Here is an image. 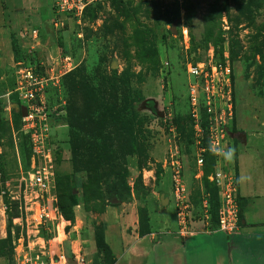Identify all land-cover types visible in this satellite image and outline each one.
I'll list each match as a JSON object with an SVG mask.
<instances>
[{
	"label": "rangeland",
	"instance_id": "rangeland-1",
	"mask_svg": "<svg viewBox=\"0 0 264 264\" xmlns=\"http://www.w3.org/2000/svg\"><path fill=\"white\" fill-rule=\"evenodd\" d=\"M55 1L5 0L2 10H18L30 4L42 14L50 12L54 18ZM237 2L248 10L242 5L245 13L241 14ZM59 21V28L52 25L40 33L42 48L38 50L27 48L29 41L17 38L18 33L24 36L28 32L26 24L14 25L13 38L9 40L13 50L9 48L0 57V95L15 90L21 67H33L51 79L47 95L53 112L63 107L69 115L68 109L75 102L84 114L93 101L71 87V77L81 75L78 68L87 67L91 85L109 78L114 81L117 72L119 80L121 76L129 78L130 89L140 96L135 105L145 120V135L151 132L147 136L148 150L124 155V142L116 140L117 159L106 161L109 167L102 174L103 181L111 185L116 182L111 166L116 173L126 168L130 190L117 204L111 196L88 203L82 192L86 173L78 172L80 168L73 163L69 126L57 120V130L51 137L55 179L68 178L69 193L78 196V205L73 221L65 219L64 223L62 218L59 224H48L42 218V209L48 213L49 207L30 186L31 173L44 162L33 155L18 111L14 106L8 109L4 99L0 100V264H14L17 259L44 253L64 255L67 263L76 264L72 252L78 250L84 251L86 261H93L102 252L93 237L97 233V239L106 230L101 222L105 211L134 203L139 218L145 220L149 193L165 198L162 187L167 181L172 200L166 211L178 221L169 166L172 152L180 154L192 211L194 208L199 212V219L207 214L211 220L204 181L195 178L199 151L190 120L189 85L196 78L189 75V67L218 62V56L229 55L235 97L229 148L237 150L240 146L239 132L264 133V0H101L81 16L64 15ZM0 27L4 31L8 28L7 23L2 25L1 18ZM65 50L72 56L70 71L64 69ZM74 93L78 96H72ZM121 100L120 95L118 105ZM139 131L140 127L134 133L141 141ZM76 160L80 164L85 161L80 155ZM234 160L235 156L233 166ZM208 256L203 254L204 259ZM169 259L165 256L163 263L156 261L170 264ZM154 261L152 258L150 264Z\"/></svg>",
	"mask_w": 264,
	"mask_h": 264
},
{
	"label": "built area",
	"instance_id": "built-area-1",
	"mask_svg": "<svg viewBox=\"0 0 264 264\" xmlns=\"http://www.w3.org/2000/svg\"><path fill=\"white\" fill-rule=\"evenodd\" d=\"M101 0H56L53 8L54 18L51 25L56 29L62 24L59 18L64 15L81 16L91 5ZM34 38H38V30L32 32ZM64 69L72 70V56L68 54L63 58ZM189 75L195 76L196 82L189 85V101L191 117L194 120L196 148L199 151L197 160V174L195 178L203 176V153L206 148L200 147L204 139L201 127L202 114L205 113L209 124L207 139L216 142L221 147L229 148V127L234 120V83L232 79V67L230 57L224 56L223 62L201 63L190 65ZM51 79L44 74L35 73L32 67H21L18 72L15 90L0 95V100L5 101L8 109L11 108V96L17 94L22 107H26L27 115L22 116L23 130L30 138L33 155L39 161L44 162L31 173L30 186L38 197L44 201V206L49 207L47 212L43 208L42 218L48 224H59L63 216L57 208V197L54 193L56 179L53 170V149L51 137L57 130V117H64L66 111L51 110L48 105L47 87ZM63 107H60V109ZM58 111V112H57ZM204 112V113H203ZM52 154V157H51ZM217 169L210 177L220 190L221 206L219 210L218 231L226 235H235L241 231L240 207L238 202V187L235 172L229 171L227 162L222 157L216 156ZM171 169L174 202L177 209L179 234L183 238L192 235L191 213L192 207L188 199V189L183 178V167L179 153H171L169 159ZM45 201H48L47 203ZM51 213L52 215L50 216ZM64 223H67L66 220ZM70 222V221H69ZM76 227V226H75ZM66 228V227H65ZM64 228V230H65ZM77 241H74V243ZM73 260L77 264H86L84 251H73ZM15 264H69L64 255L58 256L44 253L36 256H26L15 260Z\"/></svg>",
	"mask_w": 264,
	"mask_h": 264
},
{
	"label": "crops",
	"instance_id": "crops-1",
	"mask_svg": "<svg viewBox=\"0 0 264 264\" xmlns=\"http://www.w3.org/2000/svg\"><path fill=\"white\" fill-rule=\"evenodd\" d=\"M3 1L0 0V18L2 25L7 23L8 28L4 31L0 27V57L13 47L9 40L11 42L13 38L11 33H14L15 24L25 23L28 29L24 36L18 33L20 42L28 40L27 48L41 49L40 33L52 26L50 12L42 14L30 4L4 12ZM33 30H38V38L33 37ZM239 134L242 138L237 148L241 231L229 236L219 232L218 228L212 229L207 214L199 219V212L193 208L192 235L181 237L178 221L166 211L172 200L171 186L167 181L162 189L168 204L163 205L166 202L161 194L158 198L155 192L148 195L149 233L143 234L134 203L108 208L102 215L101 222L106 225L105 241L115 264H150L152 258L157 264V261L163 263L165 256L170 257V264H264V145L259 142L264 133ZM93 238L94 241L95 236ZM205 253L209 254L206 259L203 258ZM92 263L86 261V264Z\"/></svg>",
	"mask_w": 264,
	"mask_h": 264
},
{
	"label": "trees",
	"instance_id": "trees-1",
	"mask_svg": "<svg viewBox=\"0 0 264 264\" xmlns=\"http://www.w3.org/2000/svg\"><path fill=\"white\" fill-rule=\"evenodd\" d=\"M242 5L244 4H240L239 2L236 3V6L240 9L241 14L245 13L246 9L248 10V8H246V6L244 5V11ZM247 13L244 14V16L247 15ZM65 52V56H67L69 50H65ZM218 58V63L224 61V57L222 58L221 56H218ZM78 70L80 72L78 74L81 75H74L71 77V87L76 90L81 96L85 97L88 95V99H91L93 101V106L87 109L86 113L83 114L79 111L78 105L73 102L72 106H70L68 109L69 115L66 114L63 118L57 117V119L62 120L68 124L71 144L72 146H74L72 147L74 157L73 163L77 164L76 167L80 168L78 172L86 173V181L82 186L84 200L90 203L91 201L104 200L105 197L111 196V200L121 201L122 194L125 191L130 190V173L128 172V169L122 168V170L116 173L114 170L115 167L111 166L112 174L113 176L116 174L115 177L117 179L116 182L112 185L108 182L103 181L102 174L106 170L105 168L109 167V164L106 163V161H108L109 159L111 161H115L117 159L116 149L114 148V142L116 140L120 139L124 142V145L121 146V149L123 150L122 153L124 155H139V153L143 154L148 150L147 136L150 137L151 132H149L147 136L145 135V133L147 132L146 123L145 120L140 117V114L137 111V106L135 105V103L138 102V99H140V96L138 95V93L136 94L134 90L130 89L132 87L130 86L129 78L121 76L119 80V78H117V72H114L113 76L116 80L113 81L112 78H109L107 81H99L98 85H91V80L88 78L90 77V74L88 75L87 67L82 65L78 68ZM34 71L35 73L40 74V76H43L41 71L37 69H34ZM80 84H84L82 88L79 86ZM81 89L83 91L82 94H80ZM75 95L77 94L74 93L72 96ZM120 95L122 96V103L121 105H118V97ZM47 99L48 105L49 107H51L48 95ZM11 101H13L12 105L14 106V109L18 111V114L20 115L22 120L21 101L18 97L15 98V94L11 96ZM60 110H63V108L58 109V111ZM190 120L192 123L191 125L193 126L194 120L192 118H190ZM117 125H120L118 129L116 128ZM138 127H140L139 134L142 135L141 141L136 138V135L134 133V131ZM201 127L204 132V139L200 147L206 148L207 150L202 155L204 164L202 168L203 176L201 180L202 182L204 181L206 195L209 197L208 200L211 207V225L213 223L211 228L216 229L219 225L221 197L218 186L215 182H212L210 180V177L215 173L218 161L215 155H213L209 151V144L207 139L209 124L207 122L205 113L202 114ZM230 128L231 126L229 127V129ZM25 135L29 143V147L32 151L30 138L27 134ZM125 148L127 149V151H124ZM79 155L85 159V161L81 164L76 160ZM146 159H148V157ZM232 161L230 163L228 162V166L234 168L236 175V184L238 187L239 183L237 178V150H235V166L232 165ZM69 187L70 181L68 180V178L58 180L56 178L54 193L57 197V208L64 219L73 221L75 217L74 208L78 205V196H75L73 194L71 195L69 193ZM238 202L240 207L239 193ZM114 207H116V205ZM148 224V215L145 220L140 219V226L143 234L149 233ZM96 235L97 233L95 234L96 245L100 250H102V252L94 258L93 264H115L112 251L105 241V231H103L102 235L97 239Z\"/></svg>",
	"mask_w": 264,
	"mask_h": 264
},
{
	"label": "clouds",
	"instance_id": "clouds-1",
	"mask_svg": "<svg viewBox=\"0 0 264 264\" xmlns=\"http://www.w3.org/2000/svg\"><path fill=\"white\" fill-rule=\"evenodd\" d=\"M209 151L216 156L222 157L225 162H231L235 156V149L219 146L216 142H210Z\"/></svg>",
	"mask_w": 264,
	"mask_h": 264
},
{
	"label": "water",
	"instance_id": "water-1",
	"mask_svg": "<svg viewBox=\"0 0 264 264\" xmlns=\"http://www.w3.org/2000/svg\"><path fill=\"white\" fill-rule=\"evenodd\" d=\"M116 68H117V66L114 64V65H113V69H116ZM21 113H22V116H23V117H25V116L27 115V109H26V107H22V108H21ZM160 115H161L160 117H163L162 114H160ZM163 200H165V198H163ZM165 202H166V203H163V205H164V204H165V205L168 204V201H167V200H165ZM113 203H114V204H117L118 201H117V200H114Z\"/></svg>",
	"mask_w": 264,
	"mask_h": 264
}]
</instances>
